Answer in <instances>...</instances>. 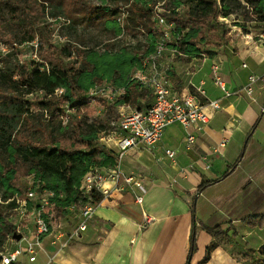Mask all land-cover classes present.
Masks as SVG:
<instances>
[{"label": "crops", "instance_id": "crops-1", "mask_svg": "<svg viewBox=\"0 0 264 264\" xmlns=\"http://www.w3.org/2000/svg\"><path fill=\"white\" fill-rule=\"evenodd\" d=\"M227 32L221 46L199 45V51L168 58L180 90L193 91L190 82L204 81L206 98L219 99L222 107L189 149L183 126L174 123L153 151L134 147L125 152L138 149L121 164L125 173L144 178L148 191L142 205L130 188L113 189L98 204L87 231L69 241V235L53 231L34 262L24 254L27 261L20 257L17 264L35 263L39 254L43 264H243L235 245L255 232L264 239V82L255 85L252 97L244 91L249 75L264 74V42L256 39L260 32L236 24ZM216 58H221V74L234 92L230 97L213 82L211 63ZM139 101L128 107L143 109L153 98L147 91ZM166 148L176 150L175 161L164 156ZM202 181L212 183L199 191ZM67 223L63 220L62 226ZM217 225L220 236L211 232ZM193 234L197 249L190 257ZM54 239L66 246L57 252Z\"/></svg>", "mask_w": 264, "mask_h": 264}, {"label": "rangeland", "instance_id": "rangeland-1", "mask_svg": "<svg viewBox=\"0 0 264 264\" xmlns=\"http://www.w3.org/2000/svg\"><path fill=\"white\" fill-rule=\"evenodd\" d=\"M240 1L243 7L234 9L228 20L224 21L222 13L215 16L212 12L206 11L200 0H183L184 3L179 7L174 5L173 0H166L164 3L163 0H0V66L3 68L0 70V81H4L10 73L6 68L10 65V61L5 58H10L14 62L11 69H15V80L21 78L20 70L22 72L27 62L31 60H35L42 70L48 71L52 63L66 67L74 66L77 69L83 68L87 71L93 70L97 65L101 66L102 70L90 88L78 89L74 92V104L67 102L63 97L69 93L64 86L57 88L52 94L38 88L34 93L25 96L32 101V110L42 114L39 116L40 119H46L54 126H57L60 120L61 128H64V139L60 145L62 148L84 149L85 145L77 141L79 130H82L84 135L96 131V143L111 150L115 148L114 138L119 136L120 111L122 108L130 109L127 107L128 104L140 105L139 97L147 93L139 83L130 79L133 71L141 66V62H132V58L139 53H150L154 33H158L163 28L168 29L170 24L172 27L169 29L172 33L174 26L178 30L186 20L198 19L193 26L201 30L202 38L198 44L200 47L212 48L223 45L226 42L227 29L231 24L252 29L255 34L264 32L262 19L264 1ZM158 14L165 16V24L161 25V29L157 24ZM175 18L180 21H175ZM31 34H34V40H23ZM256 39L258 40L259 37ZM69 51L72 53L71 56L67 55ZM91 52L98 57L92 58L93 60L88 59L93 55V53L89 54ZM167 55L171 58L169 52ZM115 59L124 61L115 63ZM169 76L173 78L171 72ZM4 87L2 88L4 92L0 91V115L13 113L15 109L14 106L12 108L11 105H3L2 97L9 94L5 83ZM119 88H125L124 97L120 96L119 90L117 91ZM92 92L98 94L93 95ZM48 100H50L49 107L41 105V101ZM80 121L83 123V128L77 126ZM14 131L16 135L14 145L18 142L24 143L26 147H29L28 142L44 145L38 141L42 140L38 139L41 135L39 130L21 133L20 128H17ZM137 151L138 149H134L124 153L123 159L134 158ZM116 164L115 161L106 168H115ZM14 166L17 174L13 182L18 189L15 196L25 198L30 186L29 182L34 175L30 169L33 163L30 160L26 162L19 159ZM118 185L119 189L121 187L129 189L123 179ZM5 194L6 190L0 185L2 215L0 254L15 246L12 236L17 230L16 225L21 222L29 223L32 220V217L21 218L14 208L8 206L9 200L5 201L8 195ZM97 195L101 193L92 191L88 194L79 190L74 201L77 206H85L87 202H94V196ZM66 212L67 207L64 210L57 207V211L53 214L54 219L57 218L58 222V218L63 217ZM256 218L253 217L252 220L256 221ZM256 230L260 233L258 228ZM57 239H54L56 245L54 243L52 245L58 252L60 246H66V242L62 245L63 243L59 244ZM235 250L239 252L243 264H264V239H260L256 232L251 239L248 238L246 242L243 240L242 243L235 245ZM53 257L55 254L51 259ZM21 260L27 261V256H21ZM43 260L44 255L39 254L38 261L28 264H43Z\"/></svg>", "mask_w": 264, "mask_h": 264}, {"label": "built area", "instance_id": "built-area-1", "mask_svg": "<svg viewBox=\"0 0 264 264\" xmlns=\"http://www.w3.org/2000/svg\"><path fill=\"white\" fill-rule=\"evenodd\" d=\"M162 4V3H161ZM158 27L165 24V16L158 14ZM172 24L169 25V28ZM161 29L163 34L158 38L154 49L150 53H139L141 66L136 68L131 81L139 83L141 88L146 89L152 96L153 101L143 109H125L120 111L118 128L119 136L114 138V150L116 155V167H94L90 169L82 178L79 190L85 193L97 191L104 197L110 196L113 189L119 187L121 179L132 191L135 201L142 205L144 196L148 191L144 178L138 174H126L121 167V160L126 151L134 147H143L149 151L156 149L162 140L167 126L179 123L185 130L186 148H191L200 132H203L214 112L221 109L219 99L206 98L204 81L199 85L190 82L193 91L184 92L173 82L169 73L172 64L168 61L169 52L171 59L180 56H187L179 46H170L172 33L170 29ZM182 36V35H181ZM181 36L174 38L179 42ZM264 42V33L258 35ZM255 39V36L250 37ZM199 48V46H197ZM204 58L208 54L201 53ZM222 60L216 58L211 63L213 82L223 91L224 97L234 94L227 85L221 74ZM246 66V64H244ZM264 82L263 75L251 74L248 83L244 87L245 93L252 97L255 92V85ZM105 90V88H103ZM120 96L124 97L125 88H119ZM93 95L98 93L92 92ZM206 98V99H205ZM128 107V106H127ZM264 112V107L262 108ZM164 156L175 161L176 150L166 148ZM111 183L112 185H108ZM25 198H16L17 206L14 208L23 219L32 217V220L17 224V230L13 233L12 240L15 246L0 254V264H17L24 254L29 256V260L34 262L37 253L43 247L44 238L53 231L69 235L67 240L78 237L82 232L87 231L90 222L96 216V209L100 202H87L85 206H77L75 201L67 206V212L63 217L54 219L57 211L55 198L57 194L54 190L45 186L32 175ZM122 188V187H121ZM59 197H62L59 196ZM15 198L9 199L13 200ZM77 217V218H76ZM68 221V227L62 226V221ZM69 233V234H68ZM21 234V239L17 240L14 235ZM17 245V246H16ZM52 260V259H51Z\"/></svg>", "mask_w": 264, "mask_h": 264}, {"label": "trees", "instance_id": "trees-1", "mask_svg": "<svg viewBox=\"0 0 264 264\" xmlns=\"http://www.w3.org/2000/svg\"><path fill=\"white\" fill-rule=\"evenodd\" d=\"M165 1L166 0H163V3ZM173 2L176 7L184 3L183 0H173ZM200 3L204 5L206 11L212 12L215 16L222 13L224 17L231 15L234 9L238 10L243 7L240 0H200ZM175 14L176 12H174V15ZM262 19L264 21V17ZM196 20H186L182 27H178L179 31L174 26V32H172L173 38L169 45L179 46L180 49L188 54L199 51L197 46L202 36L200 34L201 30L193 26L197 23ZM175 21L180 20L175 18ZM162 34L163 31L160 30L158 33L152 35L151 51L154 49L158 38ZM179 36H181V39L179 42H176L174 38H178ZM23 40H34V34L28 35V37H25ZM92 53L93 52L89 54L92 55ZM67 55L71 56V51H69ZM97 57L98 55L93 53L91 58L88 59ZM5 60L10 61V65L6 66V68L10 70V73L4 81H0V91H3L5 88V83L8 87L6 91L9 94L6 97H2V102L4 106L11 105L12 108L13 106L15 107L13 113L0 115V185L6 190L5 196L8 195L5 201L15 198L10 200L7 204L11 208L17 206L15 195L18 189L13 182L17 174V169L14 164H17L19 159L26 162L30 160L33 163V167L30 168L31 173H34L35 178L40 182H44L46 187L56 192V207L64 210L74 201L76 194L79 193L82 177L94 167H109L113 165L117 159V155L113 150L96 143V131H91L90 134L84 135V132L79 130V140L77 141L85 145L84 149L62 148L60 145L61 141L64 139V128H61L60 120L58 122L59 124L54 126L50 121L48 123L46 119H40L39 116L42 114L32 110V101L28 99L25 94L34 93L38 88L43 89L46 93L52 94L57 88L64 86L69 93L65 94L63 97L67 102L74 104V92L78 89L85 90L90 88L99 76L102 68L97 65L93 70L87 71L83 68L77 69L74 66L66 67L59 63H52L48 71L46 69L42 70L35 60H31L27 62L22 72L20 70L22 75L21 78L15 80V69H11V65L14 62L11 61L10 58H5ZM129 60L131 62V59ZM123 61L118 59L114 60L115 63H122ZM132 62L140 63L141 59L139 55L133 57ZM14 65L16 66V64ZM17 67L19 66L17 65ZM1 69L3 68L0 66V70ZM49 101L50 100L41 101V105L49 107ZM77 126L83 128V123L80 121ZM17 128H20L21 133L30 130H39L41 135L38 139L42 140L38 141L42 142L44 145H35L30 142H28L29 147H26V145L21 142L14 145L16 139L14 130ZM43 137L45 138L43 139ZM231 171L232 168L228 170L223 178L228 176ZM211 183L212 182L209 181H202L198 190H204ZM61 195H63V197H59ZM101 199V195L94 196V203L99 202ZM1 217L2 215L0 214V219ZM204 227L208 228V226ZM211 232L214 233L215 236L223 234L218 225L214 226ZM196 249L197 244L195 235L193 234L189 254L190 257L194 254Z\"/></svg>", "mask_w": 264, "mask_h": 264}, {"label": "water", "instance_id": "water-1", "mask_svg": "<svg viewBox=\"0 0 264 264\" xmlns=\"http://www.w3.org/2000/svg\"><path fill=\"white\" fill-rule=\"evenodd\" d=\"M14 237H15L17 240H20V239H21V234H15Z\"/></svg>", "mask_w": 264, "mask_h": 264}]
</instances>
